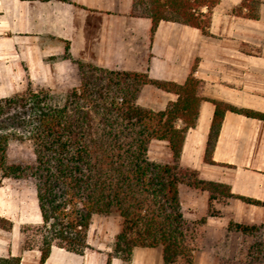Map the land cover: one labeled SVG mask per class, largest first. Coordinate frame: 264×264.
Segmentation results:
<instances>
[{
    "label": "crops",
    "instance_id": "crops-1",
    "mask_svg": "<svg viewBox=\"0 0 264 264\" xmlns=\"http://www.w3.org/2000/svg\"><path fill=\"white\" fill-rule=\"evenodd\" d=\"M133 1L0 0V99L22 94L29 86L50 90L77 87L76 61L107 70L146 73L152 80L179 85L193 75L202 81L206 100L200 105L196 127L187 133L180 165L197 171L202 180L228 185L235 196L264 202L263 120L226 112L212 155L214 164L204 161L214 101L264 114V0H219L208 35L167 21H161L152 32L151 19L130 16ZM244 1L248 5L235 13ZM67 51L70 59L64 58ZM177 99L174 93L146 85L137 103L161 112ZM149 157L157 163H171L168 142L153 140ZM180 200L190 223L207 217L195 230L194 264L225 258L231 220L264 224V207L239 199L228 200L231 205L224 198L215 201L231 215L229 219L208 216V192L184 191L181 186ZM33 205L38 221L29 224L36 225L41 220L36 191ZM3 208L0 217L10 220L12 229H0V258L20 257V264H40L38 250H22L20 224L9 214L15 208L26 213L25 199H20L18 207L6 204L5 211ZM92 227L93 223L88 232L90 248L84 255L55 247L44 264H123L117 258L109 261L111 246L96 244L93 248ZM15 228L20 231L16 241L11 239ZM238 250L235 248L232 258ZM131 264H164L163 250L135 248Z\"/></svg>",
    "mask_w": 264,
    "mask_h": 264
},
{
    "label": "trees",
    "instance_id": "trees-1",
    "mask_svg": "<svg viewBox=\"0 0 264 264\" xmlns=\"http://www.w3.org/2000/svg\"><path fill=\"white\" fill-rule=\"evenodd\" d=\"M218 4L219 0H134L130 16L151 19L152 32L167 21L208 35ZM247 5L244 1L234 12ZM64 58H71L68 51ZM75 63L80 83L65 93L29 86L22 94L0 99V119L24 120L19 126L25 127L26 134L0 133V173L2 179L36 182L41 223L23 226L21 233L22 250H38L40 264L55 247L84 255L90 248L93 218L112 213L121 218V230L111 245L109 261L117 258L131 264L135 248L161 247L164 264H194L192 235L207 217L196 224L186 219L180 200L183 185L209 193V217L221 216L214 207L220 198L264 207V202L235 196L228 185L202 180L197 171L180 165L187 133L196 127L200 105L206 100L202 81L191 75L179 85L152 80L146 73ZM146 85L174 93L178 99L161 112L143 108L137 100ZM213 103L215 113L204 153L209 164H214L212 155L226 112L264 121V114ZM13 140L32 143L34 164L9 162ZM153 140L168 142L171 163L150 159ZM0 229L10 231L12 222L0 217ZM229 230L253 241L245 261L223 264H264V225L230 221ZM20 263V257L0 258V264Z\"/></svg>",
    "mask_w": 264,
    "mask_h": 264
},
{
    "label": "rangeland",
    "instance_id": "rangeland-1",
    "mask_svg": "<svg viewBox=\"0 0 264 264\" xmlns=\"http://www.w3.org/2000/svg\"><path fill=\"white\" fill-rule=\"evenodd\" d=\"M32 87L34 89L41 88L38 86H32ZM72 88H73L72 86L55 87L51 89V91L54 93H65ZM22 121L24 120L23 119L20 120L10 116L0 119V133H12L17 135L26 134L25 127L19 126L20 123H22ZM8 159L11 164H22V165L34 164L35 155H34L32 143L30 141H24V142L16 141V140L11 141L8 148ZM162 164H166V163H162ZM182 188L185 191L191 187L183 185ZM35 191H36V182L34 179L32 178L2 179L0 173V207H4L3 211H5L4 209L6 204L11 206L15 205L18 207L20 203V199L22 198L25 199V204L27 206L26 213H23L22 215L21 213H18V210L16 208L14 214L13 212H9V214L14 218H16L17 222L21 225V226L19 225L21 229L23 226L31 225L29 224V222L38 221V218L35 217L33 210ZM226 202L231 205L230 201L225 200V203ZM214 207L216 210L220 211L222 217L228 219L231 218V215H229L228 212L218 208L215 202H214ZM40 223L41 220L38 224ZM196 223L197 222L193 224ZM242 224L264 225V224H254V223H242ZM198 225L196 229H198ZM120 230H121V218L118 215L114 213L109 215H96L94 217V222L92 227V238L94 245L93 248H95L96 244L98 245L101 244L102 246L105 245L111 246L116 235L120 232ZM194 235L195 232L192 235L193 239L195 238ZM19 236H20V231H18V229L15 228L14 232L12 233L11 239L16 241ZM227 237H229V240L227 242V249H228L227 255H225V258H223L222 261L211 264H223L222 262L226 263L232 261L238 262V261H245L247 259V250L251 245L253 238L249 236H244L241 233L235 231H230ZM235 248L236 249L239 248L238 251H240V253L237 255V257L232 258V256L234 255Z\"/></svg>",
    "mask_w": 264,
    "mask_h": 264
}]
</instances>
